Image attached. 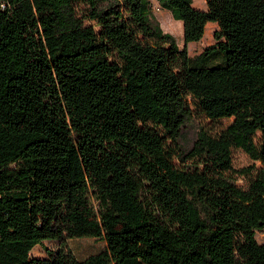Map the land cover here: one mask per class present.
<instances>
[{
    "label": "trees",
    "instance_id": "trees-1",
    "mask_svg": "<svg viewBox=\"0 0 264 264\" xmlns=\"http://www.w3.org/2000/svg\"><path fill=\"white\" fill-rule=\"evenodd\" d=\"M155 1L0 0V264H264V0Z\"/></svg>",
    "mask_w": 264,
    "mask_h": 264
},
{
    "label": "rangeland",
    "instance_id": "rangeland-1",
    "mask_svg": "<svg viewBox=\"0 0 264 264\" xmlns=\"http://www.w3.org/2000/svg\"><path fill=\"white\" fill-rule=\"evenodd\" d=\"M151 10L152 14L158 18V21L162 28L166 31L172 33L177 41H180L182 37V29H181V21L179 19H174L170 16V11L168 9H160L155 0H151ZM191 4L196 8H204L205 2L204 0H191ZM166 16L171 17L173 20L170 22H166ZM217 27L215 22L210 21L204 27V31L202 36L199 39H204V47L211 45L215 40L213 39L212 32ZM198 39V40H199ZM196 40V41H198ZM201 42V40H200ZM231 118L222 119V123L225 124L229 122ZM193 127L190 130H186L184 135L186 137H190L192 133ZM258 138V132H256L255 139ZM250 163L249 157L239 149H232V167L237 169L242 166H246ZM233 176L236 177V182L238 184H242L243 180L239 176L238 172H233ZM254 237L257 242L264 241V229H256L254 231ZM60 241L57 239H45L42 240L41 243L35 244L29 251V256H44L45 248L56 249ZM63 244L70 249V251L76 257H82L88 253L95 252L104 247V240L102 237H94V236H81V237H73L66 239Z\"/></svg>",
    "mask_w": 264,
    "mask_h": 264
},
{
    "label": "crops",
    "instance_id": "crops-1",
    "mask_svg": "<svg viewBox=\"0 0 264 264\" xmlns=\"http://www.w3.org/2000/svg\"><path fill=\"white\" fill-rule=\"evenodd\" d=\"M204 8H200V9H204ZM160 9L162 10V8H160ZM172 20L173 19L171 17L166 16V22L172 23L171 22ZM209 22L210 21L206 22V24L209 23ZM200 40H201V42H200ZM204 41H205L204 39L203 40L202 39H199L198 41H196V40L195 41H188L187 42V52H188V54L190 56H193V55L199 53L203 49V47H204Z\"/></svg>",
    "mask_w": 264,
    "mask_h": 264
}]
</instances>
